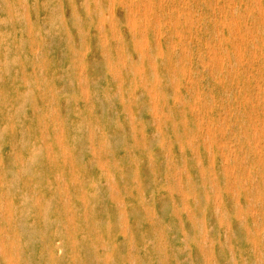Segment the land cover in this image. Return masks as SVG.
Returning <instances> with one entry per match:
<instances>
[{
  "label": "rangeland",
  "instance_id": "1",
  "mask_svg": "<svg viewBox=\"0 0 264 264\" xmlns=\"http://www.w3.org/2000/svg\"><path fill=\"white\" fill-rule=\"evenodd\" d=\"M0 264H264V0H0Z\"/></svg>",
  "mask_w": 264,
  "mask_h": 264
},
{
  "label": "bare ground",
  "instance_id": "2",
  "mask_svg": "<svg viewBox=\"0 0 264 264\" xmlns=\"http://www.w3.org/2000/svg\"><path fill=\"white\" fill-rule=\"evenodd\" d=\"M103 1V0H102ZM259 9V8H258ZM137 10H139V9H137ZM132 12V11H131ZM151 12V11H150ZM141 13V12H140ZM144 13V12H143ZM135 15V14H134ZM108 17V16H107ZM146 17V16H145ZM157 17H159V14H158V16ZM263 18V17H262ZM154 20H156V19H154ZM159 20V19H158ZM132 21L134 22V20L132 19ZM158 23V22H157ZM132 24H134V23H132ZM158 24H160V23H158ZM131 25V24H130ZM139 30V29H138ZM159 30V29H158ZM257 31V30H256ZM135 32V31H134ZM236 38V37H235ZM160 42V41H159ZM143 47V46H142ZM185 48V47H184ZM140 52H141V50H140ZM221 59V58H220ZM152 68V67H151ZM142 70H143V67H142ZM140 71V70H139ZM155 74V73H154ZM142 78V77H141ZM156 81V80H155ZM30 85V84H29ZM150 91V90H149ZM182 96V95H181ZM253 105V104H252ZM155 108H156V106H155ZM155 115V114H154ZM223 153V152H222ZM230 154V153H229ZM234 157V156H233Z\"/></svg>",
  "mask_w": 264,
  "mask_h": 264
}]
</instances>
